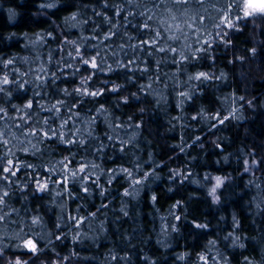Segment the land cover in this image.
I'll use <instances>...</instances> for the list:
<instances>
[{"label":"clouds","instance_id":"9594fccd","mask_svg":"<svg viewBox=\"0 0 264 264\" xmlns=\"http://www.w3.org/2000/svg\"><path fill=\"white\" fill-rule=\"evenodd\" d=\"M245 2L9 0L6 7L0 5V48L20 47L10 54L0 52V264H134L137 255L142 264L168 259L173 264H234L233 256L239 264H264V227L257 224L256 234L250 235L232 207L248 194L247 210L253 217L264 214L260 157L251 148L221 149L215 166L242 163L235 175L212 171L203 158V172L195 166L172 167L158 159L160 148L152 147L156 135L148 121L150 114L159 113L169 125L166 132L179 128L181 140L171 147L187 153V130L203 125L219 131L220 121L227 128L228 122L248 119L245 110L256 109L254 97L234 88L223 91L232 75L216 60L218 52L228 54L229 66L238 61L259 71L264 11L249 9L245 15ZM240 36L244 46L236 43ZM116 75L120 79L112 78ZM206 95H215L214 110L211 100L203 102ZM173 104L179 110L175 116L170 114ZM130 105L137 107L126 112ZM190 105H196L195 112L186 110ZM227 139L215 135L211 144L218 147ZM198 140L196 136L192 143ZM198 147L205 149L203 142ZM242 174L249 178L238 191ZM165 181L169 195L186 184L199 192L189 193L187 202L175 200L162 212L156 189ZM200 192L221 213L225 227L229 220L223 209L231 207V230L220 227L196 251V235L209 231L210 224L193 220V246L185 243L177 250L186 238L181 222L187 220V204L200 199ZM146 196L150 215L159 220L152 235L141 231ZM17 197L20 206L14 203ZM97 198L96 210L88 211ZM32 199L41 203L31 207ZM73 200L78 202L74 211ZM125 219L132 221L133 231L122 230ZM153 240L162 256L146 250ZM66 244L62 253L59 249ZM101 245H109L102 255ZM77 246L94 254L82 255Z\"/></svg>","mask_w":264,"mask_h":264},{"label":"trees","instance_id":"16d2710c","mask_svg":"<svg viewBox=\"0 0 264 264\" xmlns=\"http://www.w3.org/2000/svg\"><path fill=\"white\" fill-rule=\"evenodd\" d=\"M12 2L18 3V0H12ZM86 3H95L96 5H100L101 0H84ZM9 3V0H0V5L6 7ZM107 15L114 16L115 12L113 10L109 9H103ZM62 13H55L54 15L56 17H59ZM121 20L123 19V14L119 17ZM102 19V18H100ZM3 21V12L0 11V22ZM43 25V22L41 24ZM102 30L107 31V27L102 25ZM73 35H76L74 32ZM244 37L240 36L236 38V43L240 46H244ZM59 42V38L57 39V43ZM22 43V41H21ZM51 43V41H49ZM250 46V44L248 45ZM11 51H20L19 44H13L11 48H0V52H6L8 54L11 53ZM232 59V57L228 54H221L217 53V63L224 67L226 70L230 72L232 75V80L230 87L224 88L223 91H231L233 88L235 89L237 94H247L252 97H254V103L256 105V109H247L245 110V114L248 117L246 121L243 122H237L233 124L232 122H228V127L225 128L223 125L220 126L219 131L216 129H213L212 131H208V129L201 125L195 129H189L186 131V137L190 144V147L188 148L187 153L181 152L179 148H173L171 147L174 144H177L181 140L180 130L177 128L174 132H166L165 129L169 127V125L166 123V120L164 117L159 114H150L148 117L149 124L151 125V128L155 130L156 135V141L153 143L152 147L154 149L160 148V155L158 156V159L160 160H167L170 163V166L172 167H184L187 165L188 167H196V170L198 172H203L204 167L200 164L201 158L206 159L209 164L212 165L211 170L212 171H224V172H232L234 175L236 172L241 171L243 164L241 163L239 166H228V167H221L217 168L215 166L214 161L219 157L221 154V149L224 150V152H234L235 149L238 147H243L245 150H248L251 148L254 150V153L260 157L259 161V172L261 174H264V107H261V105H264V49H261V62L259 63V71L256 70V66H253L251 70H249L247 67L240 66L239 62H236V66H229L228 60ZM149 63L151 64L152 61L149 60ZM209 65L206 63L205 67L207 68ZM114 79H120L118 75L113 76ZM141 79H143L141 77ZM134 88V86H133ZM246 90V91H245ZM21 97L17 96L16 100L17 102L21 101ZM209 100H211L213 103L210 105V108L214 110L216 106H218V101H216L215 95H206L203 98L204 103H208ZM137 105H130L128 106L125 111H134ZM83 111V108L80 109ZM189 112H195L196 111V105H190L187 109ZM178 109H176L175 105L173 104L170 108V114L175 116L178 114ZM139 119V117H137ZM193 124H198V121H192ZM245 129L248 130L247 134H245ZM147 134V129L145 130ZM222 134L226 136L228 139L226 141H222L218 147L213 146L211 144V139L214 138L215 135ZM199 136L200 140L196 141L195 143H192L193 139ZM163 137V139H161ZM203 142L205 149L202 150L198 147L199 143ZM164 145H167L168 147H164ZM206 150V151H205ZM146 155V153H145ZM191 157H196V161H192ZM169 165L166 164L162 166L160 171L163 173H167ZM248 174H242L241 178L238 181L239 184V190L244 189V183L248 179ZM177 185H179V181L177 180ZM167 186L168 182L165 181L164 184L157 187V204L160 207L161 211L163 212L169 204L174 203L175 200H185L188 201V194L199 192L198 189H196L194 186L186 184L185 186L177 188L175 193L173 195H169L167 193ZM200 199L193 198L191 203L187 204L188 212L187 220L182 221V230L186 234L185 241H180L177 246V250H180V247L183 246L185 243L189 248L193 246V238L192 235H190L193 232L191 221L195 220L197 222H208L210 224V230L209 231H202L199 232L196 235L195 238V244L196 248L195 250L198 251L202 243L209 237V236H215L217 231L220 227H224V230H231V207L225 206L223 209V214L228 218L229 224L225 227L221 224L219 217L220 212L214 211L210 205L209 202L206 199H203V193L200 192ZM249 199V195L246 194L243 199L237 200L232 207L235 208V210L239 213L240 221H241V227L244 231L249 233L250 235L256 234L257 230V224L260 227H264V214H261L260 216L253 217L251 212L247 210V208L244 206V201ZM14 203L18 206H20V200L17 197L14 201ZM41 201L38 199H32L30 202L31 207H36L38 204H40ZM78 203L77 201L73 200L70 205V210L75 209V205ZM100 203V200L97 198L96 202L94 204H89L88 211H95L97 205ZM82 212H84V209H81ZM101 211H104L102 209ZM142 216H141V231H143L145 234L152 235V228L155 226L158 228L159 226V220L158 218H154L153 215H150L152 213L151 205L147 203V196L145 197V203L142 207ZM179 211L183 212L184 209L181 208ZM86 214V213H85ZM118 214V213H117ZM49 221L51 222L53 220V217L49 216ZM155 219V224H154ZM111 222H109V228L111 229ZM123 229H128L129 231H133V224L132 221H129L128 219H125L123 222V225L121 226ZM113 239H115V233L113 232ZM69 245H65L61 247L59 250L62 253H65L67 251ZM109 245H101L99 249L100 255L103 254L104 250ZM251 247V245H250ZM77 251L81 252L82 255L91 256L94 254V250H89L88 248H80L77 246ZM146 250L149 251L150 255L153 256H162V249H159L155 243L154 240L150 241L146 247ZM139 253V248L136 250ZM247 254V253H245ZM255 254V253H254ZM169 256H171V252L168 253ZM134 264H142V260L139 255L133 257ZM234 264H239V258L237 256H233ZM80 264H94L93 261H81ZM163 264H173L171 259H168L166 261H163Z\"/></svg>","mask_w":264,"mask_h":264},{"label":"snow or ice","instance_id":"6c2138e0","mask_svg":"<svg viewBox=\"0 0 264 264\" xmlns=\"http://www.w3.org/2000/svg\"><path fill=\"white\" fill-rule=\"evenodd\" d=\"M259 10L264 11V0H246L245 2V15L248 14V10ZM105 43H107V40H105ZM34 103V102H33ZM215 123V122H214ZM224 121H220V124L223 125ZM21 173H17V176H19ZM146 264V262H145Z\"/></svg>","mask_w":264,"mask_h":264},{"label":"rangeland","instance_id":"374dc122","mask_svg":"<svg viewBox=\"0 0 264 264\" xmlns=\"http://www.w3.org/2000/svg\"><path fill=\"white\" fill-rule=\"evenodd\" d=\"M253 171H257V169H253Z\"/></svg>","mask_w":264,"mask_h":264}]
</instances>
